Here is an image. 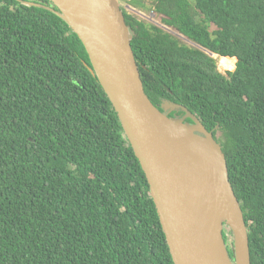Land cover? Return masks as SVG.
<instances>
[{
  "label": "trees",
  "instance_id": "trees-1",
  "mask_svg": "<svg viewBox=\"0 0 264 264\" xmlns=\"http://www.w3.org/2000/svg\"><path fill=\"white\" fill-rule=\"evenodd\" d=\"M151 1L198 48L122 8L144 93L213 132L251 263L264 264V0ZM56 10L0 0V264H174L141 164ZM209 54L237 58L235 71L222 74ZM224 238L234 261L231 230Z\"/></svg>",
  "mask_w": 264,
  "mask_h": 264
},
{
  "label": "water",
  "instance_id": "water-1",
  "mask_svg": "<svg viewBox=\"0 0 264 264\" xmlns=\"http://www.w3.org/2000/svg\"><path fill=\"white\" fill-rule=\"evenodd\" d=\"M50 1L82 42L141 164L174 264H252L249 231L222 146L185 106L166 102L161 112L145 95L118 1ZM167 111L184 116L171 118ZM211 192L226 214L220 224L211 216ZM224 229L232 232L234 261Z\"/></svg>",
  "mask_w": 264,
  "mask_h": 264
},
{
  "label": "rangeland",
  "instance_id": "rangeland-1",
  "mask_svg": "<svg viewBox=\"0 0 264 264\" xmlns=\"http://www.w3.org/2000/svg\"><path fill=\"white\" fill-rule=\"evenodd\" d=\"M119 3L120 8H125L126 10H128L129 12H133L138 19L142 20V21H146L147 23H150L152 25H155L161 29H163L164 31L170 33L171 35L175 36L180 43L182 44H186L189 47L192 48H198V46L195 43H192L191 41L187 40L186 38H184L183 36H181L176 30L172 29V28H167L165 25H163L161 23V20L158 16H156L154 13L151 12L152 6L151 0H144V3L146 4V8L141 9V8H137L135 9V7H133L132 5H129L127 2H129L130 0H117ZM131 2V1H130ZM212 58H214V60L217 63V70L219 72H221L222 74H226L227 72H233L236 69L237 63L235 65V69L234 70H225L224 68L221 67L220 62H221V57L214 55L211 56Z\"/></svg>",
  "mask_w": 264,
  "mask_h": 264
},
{
  "label": "bare ground",
  "instance_id": "bare-ground-1",
  "mask_svg": "<svg viewBox=\"0 0 264 264\" xmlns=\"http://www.w3.org/2000/svg\"><path fill=\"white\" fill-rule=\"evenodd\" d=\"M237 63V58L222 57L220 65L225 70H234ZM210 188H216L213 182H209ZM210 209L211 216L215 222L220 224L226 218L224 208L221 205L220 198L217 192H211L210 194Z\"/></svg>",
  "mask_w": 264,
  "mask_h": 264
},
{
  "label": "flooded vegetation",
  "instance_id": "flooded-vegetation-1",
  "mask_svg": "<svg viewBox=\"0 0 264 264\" xmlns=\"http://www.w3.org/2000/svg\"><path fill=\"white\" fill-rule=\"evenodd\" d=\"M164 111H165V110H164ZM164 111H163V112H164ZM166 113H167L168 116L173 115V117H177V118H183V116H184V115H182V114H179L178 112H168V111H167Z\"/></svg>",
  "mask_w": 264,
  "mask_h": 264
},
{
  "label": "clouds",
  "instance_id": "clouds-1",
  "mask_svg": "<svg viewBox=\"0 0 264 264\" xmlns=\"http://www.w3.org/2000/svg\"><path fill=\"white\" fill-rule=\"evenodd\" d=\"M210 56H214L213 54L212 55H210ZM218 56V55H217ZM220 57V56H219ZM222 58V57H221ZM237 62H238V60H237Z\"/></svg>",
  "mask_w": 264,
  "mask_h": 264
}]
</instances>
